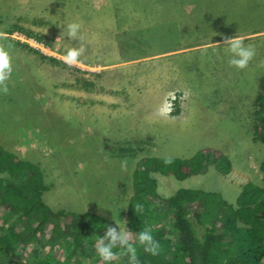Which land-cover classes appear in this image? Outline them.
<instances>
[{"label":"rangeland","instance_id":"obj_1","mask_svg":"<svg viewBox=\"0 0 264 264\" xmlns=\"http://www.w3.org/2000/svg\"><path fill=\"white\" fill-rule=\"evenodd\" d=\"M7 13L5 20L0 17V47L11 45L12 71L6 82L24 79L19 89L34 90L32 97L21 98L14 88L8 103L3 98L7 93L0 94V153L13 156L0 169V179L2 185L24 187L23 181L8 178V170L21 176L16 161L31 164L29 175L40 166L50 167L58 180L51 179L52 190H43V199L53 212L64 208L76 215L66 222L70 232L77 226L86 234L91 230L90 219L84 227L79 222L78 215L87 217L86 212L104 217L112 227L113 213L126 222L133 171L145 157L189 160L211 149L222 153L214 158L225 156L231 163L224 173L212 164L185 179L156 173L164 198L180 190L205 191L237 207L247 184L263 183L264 144L253 137L258 116L254 98L264 76V0H0V15ZM65 22L79 26L78 40L61 35ZM31 33L41 34L49 48L28 39ZM236 35L255 51L244 69L222 64L229 53L221 46ZM81 48V62L64 68V54ZM173 51L182 58L189 54L176 65L179 73L169 66ZM203 59L209 61L207 72L195 67ZM165 64L171 72L156 71ZM60 79L71 88L77 82L75 103L60 101L59 91H72L61 88L66 85ZM74 106L72 111L80 114L70 112ZM175 111L180 116L173 118ZM32 137L38 150H30L25 141ZM2 193L0 225L11 209ZM12 223L14 219L6 226ZM58 223L50 221L40 237L49 240ZM66 224L60 223L63 230ZM103 231L92 233L95 237ZM38 247L32 244L24 252L37 253ZM89 249L85 245L80 251ZM91 253L68 259L97 264L95 247ZM119 261L128 264L126 256L114 263Z\"/></svg>","mask_w":264,"mask_h":264},{"label":"trees","instance_id":"obj_2","mask_svg":"<svg viewBox=\"0 0 264 264\" xmlns=\"http://www.w3.org/2000/svg\"><path fill=\"white\" fill-rule=\"evenodd\" d=\"M9 16V13L0 15L4 20ZM29 36L38 35L31 33ZM46 43L50 46L48 41ZM52 62L53 65H59L56 59H52ZM61 64L64 68H70ZM22 80L13 83L5 81L0 94L3 91L10 94L15 88L21 98L30 96L34 87L19 89L18 83ZM256 101L258 108L254 114L258 116L253 139L264 144V113H261L264 110V76L260 81ZM122 151L127 152V149ZM128 152L134 153L133 148ZM221 154L219 151L205 149L192 159H173L167 165L164 159L145 157L142 164L134 169V193L126 208L127 227L134 233L149 227L160 245L156 256L143 252L142 247L137 245L139 264H264V222H260L264 218V181L261 185L253 182L247 184L237 200V207L212 192L180 190L170 198H164L158 193V181L154 176L156 173L185 179L201 173L202 169L207 171L212 164L216 165L219 172L228 171L231 163L227 157L214 158ZM12 159V155L0 153V169ZM16 165L21 169L26 167L28 171L31 167L29 162L16 161ZM260 169L264 180V162ZM46 176L47 169L38 168L34 175H23L24 187L18 188L12 183L10 189L8 185H2L0 179L2 200L11 204V209L3 215L0 225V264H71L69 255L79 253L86 257L92 254L95 244L93 233L97 229L104 230L106 219L93 212H86L87 217L78 215L81 218L79 222L84 227L90 219L91 230L86 234L77 226L75 232H70L72 228L66 222L76 215L64 208L53 212L47 206L43 199V183L47 189L52 184L49 181L47 187ZM10 219H14V223L6 226ZM58 220L59 223L53 227L54 236L49 240L40 237L50 221ZM60 223L66 224L64 230ZM100 224L102 228L97 227ZM32 244L39 246L36 248L38 252L25 254L24 251ZM85 245L90 248L86 254L80 251ZM54 250H59L60 254ZM77 256L73 258L76 260ZM95 261L103 264L98 256ZM114 264H120V261Z\"/></svg>","mask_w":264,"mask_h":264},{"label":"clouds","instance_id":"obj_3","mask_svg":"<svg viewBox=\"0 0 264 264\" xmlns=\"http://www.w3.org/2000/svg\"><path fill=\"white\" fill-rule=\"evenodd\" d=\"M62 28H63V31L61 35H64L69 40L79 39L80 29L76 23L65 22ZM28 39L33 40L36 43H40L41 45L49 48V46L46 43L47 40L43 39L41 37V34H39L37 37L28 36ZM212 44H216V43H212ZM10 48H11V45L0 47V88L4 87L5 81H7L9 74L12 71V65H11V59H10ZM221 48L227 49V52L229 53L228 62L231 66L237 69H244L249 64L253 56L255 55L253 46L245 44L243 42V39L239 37L238 35L232 38L226 39L224 41L223 46H221ZM31 49L33 48L31 47ZM82 53H83L82 48L80 50L68 51L64 54L63 61L66 65L70 67L69 69H73V67L71 66L76 65L81 62L79 58L82 55ZM44 57L46 56L44 55ZM60 81L65 83V85L68 86V84L66 83L67 82L66 80L60 79ZM77 86L78 84L77 82H75L72 88L74 89ZM257 96L258 94H256V98H254L255 100H257ZM30 97H32V94L30 95ZM3 98L7 103L9 102V94L4 95ZM25 106H27V104L23 103L22 104L23 109H25L24 108ZM261 113H264L263 109L261 110ZM31 135L33 134L32 133L27 134L28 137H31ZM34 138L35 137H32L29 140L25 139V141L30 142V148H29L30 150L39 149L38 143L33 142ZM30 150H29V153H30ZM16 156L17 158L22 157V155L21 156L16 155ZM170 163H171L170 158L164 159V164L167 165ZM121 167L122 168L126 167L125 161L121 162ZM40 168L47 169V176H46L45 181L48 187L49 181L51 182V179H53L52 178L53 175H51L50 167L40 166ZM25 169L26 167L24 169H21V173H20L21 176L18 174H15L13 170H8L11 173V176L8 178L15 182H22L23 175L29 172L27 170V172L25 173L24 172ZM8 171H4V173ZM62 175L63 174H60V176ZM29 176H31V174ZM53 180H58V179H53ZM8 184L11 185L12 183L9 182ZM43 189L47 190V188L45 187V183H43ZM48 190H52V186ZM107 209H110V208H107ZM113 219H114L115 227H112L109 225H103V229H104L103 234L95 236V244H94L95 253L98 256L99 260L103 262V264H114V262H116L118 258L121 256L127 257L128 264H139L138 254H137V245L142 247L143 252L148 253L152 256H156L159 253V249H160L159 242L154 238L152 231L149 227L141 228L140 231L134 233L127 227V224L125 221H122L121 219L117 220L114 216V213H113ZM133 237H135V241H133Z\"/></svg>","mask_w":264,"mask_h":264},{"label":"crops","instance_id":"obj_4","mask_svg":"<svg viewBox=\"0 0 264 264\" xmlns=\"http://www.w3.org/2000/svg\"><path fill=\"white\" fill-rule=\"evenodd\" d=\"M187 55V57L189 56V54L187 53L186 54ZM186 57V58H187ZM186 58H182V57H179V55H178V52H175V51H173V58H172V60H170V63H169V66L170 67H174V68H176V73H179V70H178V68L176 67V65H179L180 63H182ZM143 59H146V58H143ZM228 60H229V58H225L224 60H223V62H222V64H226V63H229L228 62ZM202 61V64H199L198 62H197V64L195 63V67H198V66H201V71H203V72H207V71H209V61L207 60V59H203V60H201ZM169 67H168V65L167 64H165V66H164V70H162V71H160V70H157L156 68V71L157 72H171V69H168ZM231 68H233L234 69V67L232 66ZM168 69V70H167ZM232 69H230V71H231ZM174 72V71H173ZM157 77V76H156ZM183 81H185L184 79H183ZM165 86H166V84H165ZM61 88H63V89H67L68 88V91H69V89H72V91H69V92H66V91H62V92H60L59 91V93H60V95H59V99H60V101L61 102H63L64 104L68 101V102H70V101H72L73 103H75L76 102V98H77V93H76V91L75 90H73V88H71V87H69V86H61ZM66 93V94H65ZM165 95H166V99L168 100V97H169V93L168 92H166L165 93ZM37 98V97H36ZM151 98L152 97H150V96H148L147 97V103L149 104V102H151ZM166 99H164V98H159V101L160 100H162L163 101V103H164V101L166 100ZM185 105H187V102H185ZM62 108H64V109H66L65 107H63L62 106ZM67 110V109H66ZM72 110H74V111H76L77 110V108H76V106H74L72 109H71V113H73V114H76V115H78V114H80L79 113V111L77 112V113H74ZM175 116H177V117H179L180 116V114L177 112V111H175V112H173V118L175 117Z\"/></svg>","mask_w":264,"mask_h":264}]
</instances>
